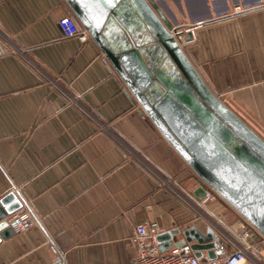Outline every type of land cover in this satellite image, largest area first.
Returning a JSON list of instances; mask_svg holds the SVG:
<instances>
[{"label": "crops", "instance_id": "0c3cea01", "mask_svg": "<svg viewBox=\"0 0 264 264\" xmlns=\"http://www.w3.org/2000/svg\"><path fill=\"white\" fill-rule=\"evenodd\" d=\"M155 1L192 33L182 47L208 88L264 137V0ZM65 15L66 0H0V199L16 193L36 218L0 243V264H51V244L65 264H131L146 220L212 226L232 249L216 208L194 198L199 175L98 43L64 35Z\"/></svg>", "mask_w": 264, "mask_h": 264}, {"label": "water", "instance_id": "95a60500", "mask_svg": "<svg viewBox=\"0 0 264 264\" xmlns=\"http://www.w3.org/2000/svg\"><path fill=\"white\" fill-rule=\"evenodd\" d=\"M66 1L142 110L199 175L195 195L202 198L210 186L264 235V137L202 80L182 47L192 33L178 31L155 0ZM135 26L145 42L137 40ZM21 205L14 192L0 199V243L14 235L6 218ZM177 235L193 242L197 257L224 252L212 226L206 232L195 226L170 229L158 236L160 249Z\"/></svg>", "mask_w": 264, "mask_h": 264}, {"label": "built area", "instance_id": "2783aa9c", "mask_svg": "<svg viewBox=\"0 0 264 264\" xmlns=\"http://www.w3.org/2000/svg\"><path fill=\"white\" fill-rule=\"evenodd\" d=\"M58 24L67 37H77L81 42L90 38L87 29L82 27L73 15L62 16ZM108 60L105 56L104 61ZM217 196L219 194L213 188L206 186L204 196L202 198L194 196V198L199 205L206 206ZM209 212L217 218L218 226L234 246L232 249L221 248L224 252L213 259H210L206 253L202 257H197L192 249L193 242L177 235L173 236L171 245L161 250L158 236L169 230L159 225L156 220H146L139 223L134 230L132 241L137 252L131 264H263L264 235L259 234L257 228L247 220L239 221L237 226L230 225L220 216L217 217L213 209ZM6 219L15 233H24L36 225V218L27 203H23ZM50 247L54 253V262L65 264L62 253L53 244Z\"/></svg>", "mask_w": 264, "mask_h": 264}, {"label": "rangeland", "instance_id": "374dc122", "mask_svg": "<svg viewBox=\"0 0 264 264\" xmlns=\"http://www.w3.org/2000/svg\"><path fill=\"white\" fill-rule=\"evenodd\" d=\"M260 132V131H259ZM264 135V133H262ZM208 204L212 207H215L216 216L221 217V219L225 220L227 224L232 225L231 222L239 220L242 217L237 211H235L224 199L220 196H217L211 199ZM217 219V218H216Z\"/></svg>", "mask_w": 264, "mask_h": 264}, {"label": "trees", "instance_id": "16d2710c", "mask_svg": "<svg viewBox=\"0 0 264 264\" xmlns=\"http://www.w3.org/2000/svg\"><path fill=\"white\" fill-rule=\"evenodd\" d=\"M74 16V15H73Z\"/></svg>", "mask_w": 264, "mask_h": 264}]
</instances>
